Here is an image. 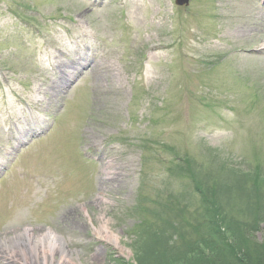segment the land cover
<instances>
[{"label": "rangeland", "instance_id": "rangeland-1", "mask_svg": "<svg viewBox=\"0 0 264 264\" xmlns=\"http://www.w3.org/2000/svg\"><path fill=\"white\" fill-rule=\"evenodd\" d=\"M263 4L0 0V169L14 156L0 176V243L50 230L68 264L235 263L230 247L206 242L219 225L195 181L214 190L235 246L264 264ZM176 214L191 224L180 239H136L138 218L174 226ZM103 223L118 248L96 234ZM11 251L24 262L0 247V264Z\"/></svg>", "mask_w": 264, "mask_h": 264}, {"label": "trees", "instance_id": "trees-1", "mask_svg": "<svg viewBox=\"0 0 264 264\" xmlns=\"http://www.w3.org/2000/svg\"><path fill=\"white\" fill-rule=\"evenodd\" d=\"M174 163L177 164V169H179L181 172H184L186 174V176H189L191 179H193V176L196 174L195 170H194V167H193V163H191L190 161H188V159L186 158H176L174 160ZM193 168V169H192ZM192 186L194 188V190L199 194L200 196V200H201V204L203 205V207H205L206 209H204V211L206 212V214H208V217L210 215L211 219L214 220V222L219 225V228H220V231L222 230V232L225 234L224 237L222 236L223 240L221 239V232H219V228L216 230V229H212L211 231V234L208 235V238H206V242H208L209 244H213V241H220V245L222 246H225V247H230L231 250H234V253H235V263L234 262H231L230 260L228 261H225L226 263L225 264H250V259L248 260L247 259V256L249 254V252L246 250L247 248L243 247V248H238L237 246H235V244H237L232 238V236L229 235L228 232H226L225 228H223V222L221 221V216L219 218L218 216V206L216 205L217 204V201L215 200L214 198V190L213 189H209L207 186L205 187V190L203 189V187H201V185L197 182L194 181V183L192 182ZM173 195V194H172ZM172 195L170 196L172 198ZM156 207L159 205V203L157 202H154ZM162 204V203H160ZM143 205V202H135V205L133 206V210L136 212V213H140V212H145V209L142 207ZM165 205V204H164ZM164 205H162L161 207H163ZM177 205L176 204H168V205H165L164 207H167L165 208L164 210H162L163 213H166L168 211V209H170V211L174 210L175 207ZM180 212L182 211V208L179 209ZM175 211V210H174ZM151 212V211H150ZM149 212V213H150ZM169 213V212H168ZM205 214V215H206ZM183 215V214H182ZM181 215V216H182ZM174 219H175V224L174 226H170L168 222V220H165V219H162L161 218H157L156 216L154 217H151L149 218L150 220H145L144 218H138L134 224V228H133V231H134V234H135V237L136 239H142V240H145L146 238H148V236L150 234H152V236L150 237V240H159V238L162 236L161 234L163 235H166V234H169L170 231L173 233L170 237H174V239H180L182 236L179 237V233L177 231L179 230H183L185 229V227L189 226L191 228V224H187L186 221L182 220L183 218L180 217V215L178 216L177 214L175 216H173ZM209 220H207L208 222ZM211 225V224H210ZM216 226V225H215ZM246 228V227H245ZM159 231H161V233L159 234ZM246 232L248 231L247 229L245 230ZM200 232V231H199ZM249 232V231H248ZM172 237V238H173ZM218 238L220 240H218ZM223 241V242H221ZM191 241H188L186 242L187 244V247L190 249L192 248L191 244L190 243ZM203 242V241H202ZM201 244V243H200ZM213 245H218V243L216 244H213ZM241 245H245L246 244H241ZM144 246V245H142ZM185 247H182L181 249H177L178 252L180 251H183ZM245 248V249H244ZM237 252V253H236ZM239 256H243V258H245V262L244 259H240ZM141 256L139 253H135V260H137V262L135 263H140L141 262ZM230 261V263H228ZM120 263L123 264V262L120 261ZM142 263V262H141ZM224 264V263H223ZM258 264V262H257ZM263 264V263H262Z\"/></svg>", "mask_w": 264, "mask_h": 264}, {"label": "bare ground", "instance_id": "bare-ground-1", "mask_svg": "<svg viewBox=\"0 0 264 264\" xmlns=\"http://www.w3.org/2000/svg\"><path fill=\"white\" fill-rule=\"evenodd\" d=\"M96 234L101 240L108 242L113 247H119L117 237L107 228L105 223L100 230L96 231ZM0 245L5 249L17 248L24 264L27 262L32 264H68L72 260L71 252L67 250L65 241L50 230L35 234L29 229H24L9 239H3ZM2 246L0 247L3 248ZM2 253L4 254V252ZM14 253L13 251L10 252V256L12 255L9 258L10 264L17 261L13 258Z\"/></svg>", "mask_w": 264, "mask_h": 264}, {"label": "water", "instance_id": "water-1", "mask_svg": "<svg viewBox=\"0 0 264 264\" xmlns=\"http://www.w3.org/2000/svg\"><path fill=\"white\" fill-rule=\"evenodd\" d=\"M187 3H188V0H176V4L179 6L187 4Z\"/></svg>", "mask_w": 264, "mask_h": 264}]
</instances>
